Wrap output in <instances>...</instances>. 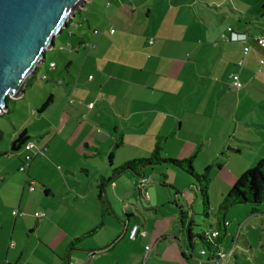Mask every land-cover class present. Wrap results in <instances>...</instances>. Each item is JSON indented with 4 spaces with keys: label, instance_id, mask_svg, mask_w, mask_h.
Segmentation results:
<instances>
[{
    "label": "crops",
    "instance_id": "1",
    "mask_svg": "<svg viewBox=\"0 0 264 264\" xmlns=\"http://www.w3.org/2000/svg\"><path fill=\"white\" fill-rule=\"evenodd\" d=\"M76 16L77 28L70 25L55 38L48 64L45 53V83L37 87L30 78L20 96L38 90L30 105L38 115L12 125L9 150H0V264H42L37 253L47 254L49 264H67L68 256L69 264H141L147 246V264H191L196 244L190 247L184 233L191 222L187 190L194 186L172 168H153L151 175L147 168L140 176L124 172L108 182L104 227L89 237L97 236L92 242L68 248L100 221L99 177L148 158L159 139L163 157L196 155L193 165L201 167L219 155L230 159L232 149L264 150V113L254 105L264 101V51L252 40L264 37V0H88ZM228 28L250 38L246 56L244 44L228 40ZM232 74L242 83L239 91L230 85ZM250 106L253 111L244 112ZM22 132L36 144L25 172L19 170L22 150L10 152ZM38 168L54 177H41ZM165 207L175 213L159 218ZM120 212L126 218L122 231ZM228 225L225 234L232 233ZM133 226L140 231L135 240L129 238Z\"/></svg>",
    "mask_w": 264,
    "mask_h": 264
},
{
    "label": "rangeland",
    "instance_id": "2",
    "mask_svg": "<svg viewBox=\"0 0 264 264\" xmlns=\"http://www.w3.org/2000/svg\"><path fill=\"white\" fill-rule=\"evenodd\" d=\"M75 18H77V16ZM51 51L46 52V63L47 64L51 61V57H50ZM43 67L44 65H40L38 68L39 71L36 72L35 77L31 78V83H36L37 87L41 86L42 83H45V81L42 79L43 75H41V72H40V69H43ZM263 70H264V67H263ZM254 93H256L255 94L256 97L259 98L260 94H262V90L257 88V90H255ZM38 94H39L38 90H35L33 93H30L29 96H27L26 98L19 97L18 99L8 100L7 102L8 111L0 115V132H2V137L0 138V150H9V137L11 135V132L13 131L12 125L13 126L15 125L18 128L22 123L24 122L29 123L30 120H34L36 115H38L36 114V111H33L34 113L32 114L31 113L32 111L30 108L31 104L37 102ZM258 100L254 101V105L259 107V110L264 113V109H262L261 107L262 106L261 103H263L264 101L260 102ZM253 109H254L253 106H250V107H247L244 110V112L253 111ZM9 111H10V114H9ZM31 126H33V128L39 127L38 125L34 123H31ZM249 148L253 149L252 147H249ZM256 149L257 150H250V151L243 149V151L240 153H236V151L232 149L229 152L230 159H227L225 155L223 156L221 155V157L219 155L218 156L219 160L213 163L208 162V165L204 167H201L198 164V161L194 163L193 165L194 169L199 175H203L207 167H212V168L209 173L211 182L209 183V186H208L209 204L211 208L209 218L206 219L203 216L201 200L199 198L198 193L196 192L195 187H192L187 190L188 194L191 197L190 202H189L190 204L189 216H190L191 221L193 222V227H191V231L193 235L198 236V234H200L201 232L207 233V230L215 227L216 220L214 218L216 217V211L218 209L219 204L223 200V198L233 188L234 184L237 182L240 176H242V174L252 169L254 165L256 164V162H258L259 160H264V150L259 147H257ZM126 153L127 152H125V154ZM176 154H177L176 155L177 158L163 157V156L162 157L164 159H173L177 161H184L190 158L189 154L187 155L186 158L178 153ZM257 155H261L263 157L259 158ZM156 168L161 169L163 171H165L166 169V167L164 166H157ZM54 169L56 172L59 173L57 164L54 165ZM173 170L177 171L175 169ZM146 171H148V174L151 175V169H148ZM36 172L38 173V175L46 179L51 180L54 177V174L52 171H47L45 169L38 168ZM177 172L183 174L182 172H179V171ZM177 172H174V173H177ZM35 187H36L37 192L42 191V189L38 185H36ZM196 194L199 198L197 200H195ZM114 196L116 197V193L114 194ZM104 197L107 201L106 196ZM143 202H146V201L143 200ZM115 206L118 207L119 209L122 208V205H119L117 203H115ZM173 207L174 206L171 205L169 209L174 210ZM260 207H261L260 210H263L262 212L263 215L252 216L250 213L249 205L239 206L229 211V213L226 216V223L229 224L228 227L232 233L225 234L222 239V245H220V249H219L220 261L213 262V261H209L208 258L206 257L200 256L199 255L200 250H202L204 246L198 240H196L195 241L196 245H195V250H194L196 254V261L192 260L190 263L191 264H263L264 263V204L261 205ZM137 208L140 209L142 213L146 212V210L143 209L141 203L137 204ZM145 208H147L146 204H145ZM133 209L130 208L129 210L134 212L135 209L134 210ZM173 213L175 212L172 211L171 213L168 210V207H165L159 212L158 216L159 218H164L163 217L164 215L169 217ZM120 216H121V219L119 220L121 223H119L118 226H119V229L122 231V225H123L122 223L126 220V218L122 212H120ZM177 218L179 219V216H177ZM239 226L241 227L242 231H240ZM239 236L245 237L246 239L245 240L243 238L238 239ZM96 238H97L96 235L90 239L86 238L79 245L83 246L87 243L92 242L93 239H96ZM208 239L211 240L210 237ZM123 242L126 243L125 241ZM167 242L169 241L167 240ZM13 244L15 245L16 242L14 241ZM123 245L124 244H121L120 247H122ZM30 249L31 248H29V250ZM41 255L42 254L39 255L37 253L35 254L34 257L37 260L39 258V261L42 264H49V260L47 259V254H46V257H43ZM48 255L51 256L53 260L55 259L53 258L54 256L53 254H52L53 256L49 253ZM34 257L31 258V262L34 261ZM183 263L188 264L186 262H183ZM161 264H171V263H168L167 261L162 260ZM174 264H181V263L178 262Z\"/></svg>",
    "mask_w": 264,
    "mask_h": 264
},
{
    "label": "water",
    "instance_id": "3",
    "mask_svg": "<svg viewBox=\"0 0 264 264\" xmlns=\"http://www.w3.org/2000/svg\"><path fill=\"white\" fill-rule=\"evenodd\" d=\"M87 1L0 0V115L8 111L9 99L24 93L27 81L45 62V53L53 49L55 38Z\"/></svg>",
    "mask_w": 264,
    "mask_h": 264
},
{
    "label": "trees",
    "instance_id": "4",
    "mask_svg": "<svg viewBox=\"0 0 264 264\" xmlns=\"http://www.w3.org/2000/svg\"><path fill=\"white\" fill-rule=\"evenodd\" d=\"M78 13H80V10H78L77 14ZM75 19L72 20L70 23H68V26L76 24L74 22ZM260 37L264 38L263 36ZM233 43H240V42H233ZM253 43L255 46L263 49L264 51V46L260 47L255 41H253ZM251 46L252 45L249 43L250 48ZM1 137H2V132H0V138ZM30 141H35V140L34 138L26 136L25 132L20 133L17 136V138L11 143L10 152L16 153L17 151L23 150V146ZM121 144H122L121 138H119L115 142L112 152L109 153L108 155V159L110 163L112 162L114 149L120 147ZM162 151L163 150L161 146V141L159 139V141L155 143L154 148L148 158L132 160L125 163L123 166L119 168H113L111 170V175L108 178L99 177L98 185H97V191H98L97 199L101 206L100 221L92 231H90L85 235L80 236L79 238L71 242L69 244L68 250L76 248L81 242H83L84 239L91 237L98 230L104 227L105 218L107 217L108 214V208L106 205V201L104 200V189L106 188L108 182H110L112 179L116 178L117 176H119L124 172H130L136 176H140L144 169L147 168L153 169L156 168L157 166H164L166 168H172L179 172H182L192 180L193 186L195 187L196 192L198 193L199 198L201 200L203 216L206 219L209 218L211 208L209 204L208 186L209 183L211 182L209 173L212 167H207L203 175H199L193 167V161L196 155H193L192 157L184 161H177L173 159H164L162 157ZM30 186H33L32 182L29 183V187ZM263 204H264V160H259L252 169H250L249 171L242 174V176H240V178L234 184L233 188L228 192V194H226V196L219 204L218 209L216 211V217H215L216 225L214 228L212 229L210 228L209 230H207V233L201 232L200 234H198V236L197 235L195 236L192 234L191 231V227H193V222L192 221L190 222V226L186 228V231L184 233V237L186 238L187 244H189V246L192 247L193 243L196 240H198L204 246L201 251V253L203 252L204 254L200 253L199 254L200 256L208 258L209 261H213V262L220 261L219 245L222 238L225 235V231H226L225 227L227 226V223L225 222V216L229 212V210L239 206L249 205L251 215L256 216L260 214L261 211L260 206ZM181 215L183 220L187 218L185 213H182ZM214 233H217L216 237H213ZM209 237L211 238V240L208 239Z\"/></svg>",
    "mask_w": 264,
    "mask_h": 264
},
{
    "label": "built area",
    "instance_id": "5",
    "mask_svg": "<svg viewBox=\"0 0 264 264\" xmlns=\"http://www.w3.org/2000/svg\"><path fill=\"white\" fill-rule=\"evenodd\" d=\"M73 26L75 28H77V24H74ZM227 32H228V40L230 42H240V43L244 44L243 55L246 56L249 53V51H250L248 36L245 35V34H242V33L241 34L235 33L231 28H228ZM111 33H114V31L112 30ZM253 41H255L260 47L264 46V38L254 37ZM149 44H152V41H150ZM242 62L243 61L241 60L239 62V65H242ZM53 67H54V64H51L50 68L52 69ZM42 79L45 80L46 76L43 75ZM228 79L230 81V85L233 88V90L239 91L242 88V83H241V81L239 79V76L237 74L230 75ZM56 84H57V86H60L61 82L57 81ZM69 103H73V101L70 100ZM89 107L92 108L93 104L89 105ZM44 150H45V148L42 149V151H44ZM22 152H23L22 167L19 170L21 172H24V171H26L25 167L29 165V163L33 160V158H34V156L36 154V144H35V142L34 141H30V142L26 143L23 146ZM144 183H146V180L142 179L141 180V186ZM29 191L33 192L34 191V187L30 186L29 187ZM145 197L147 198V194L146 193H145ZM12 214H13V216H19V217H23L24 216L23 213H17L16 211H14ZM34 217L39 219V218H44V215L40 214V213H35ZM139 234H140L139 226H133L131 228V230L129 231V238L131 240H135L137 235H139ZM216 236H217V233H214L213 237H216ZM151 253H152V248L149 247V246L145 247V252H144L141 264H147V262L149 261V259L151 257ZM201 254H204V253L202 252ZM219 258H220V255H219Z\"/></svg>",
    "mask_w": 264,
    "mask_h": 264
}]
</instances>
